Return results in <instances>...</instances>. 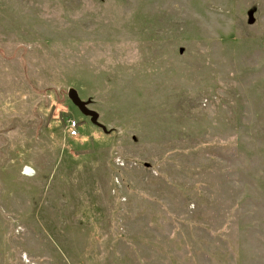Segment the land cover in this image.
<instances>
[{
	"label": "rangeland",
	"instance_id": "374dc122",
	"mask_svg": "<svg viewBox=\"0 0 264 264\" xmlns=\"http://www.w3.org/2000/svg\"><path fill=\"white\" fill-rule=\"evenodd\" d=\"M0 264H264V0H0Z\"/></svg>",
	"mask_w": 264,
	"mask_h": 264
},
{
	"label": "water",
	"instance_id": "95a60500",
	"mask_svg": "<svg viewBox=\"0 0 264 264\" xmlns=\"http://www.w3.org/2000/svg\"><path fill=\"white\" fill-rule=\"evenodd\" d=\"M69 97L73 103L87 116L91 118V121L100 126L104 131H108L106 125L100 121V114L98 111L90 108L91 100H83L79 95V92L75 88H70L68 92Z\"/></svg>",
	"mask_w": 264,
	"mask_h": 264
},
{
	"label": "built area",
	"instance_id": "2783aa9c",
	"mask_svg": "<svg viewBox=\"0 0 264 264\" xmlns=\"http://www.w3.org/2000/svg\"><path fill=\"white\" fill-rule=\"evenodd\" d=\"M76 126H77V122L76 121H73L72 122V125H71V128H72V135H78V131L76 129Z\"/></svg>",
	"mask_w": 264,
	"mask_h": 264
}]
</instances>
